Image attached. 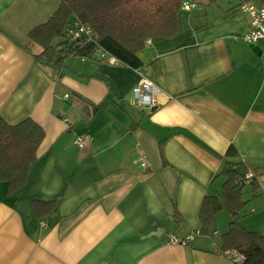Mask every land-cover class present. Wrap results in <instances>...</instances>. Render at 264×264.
<instances>
[{"label":"crops","instance_id":"1","mask_svg":"<svg viewBox=\"0 0 264 264\" xmlns=\"http://www.w3.org/2000/svg\"><path fill=\"white\" fill-rule=\"evenodd\" d=\"M51 1L0 0V116L45 131L26 185L9 195L0 183V264H233L225 233L170 238L198 230L207 195L222 199L231 149L258 183L240 224L264 235L263 46L243 40L240 1L183 0L196 7L180 11L176 36L146 43L140 69L65 60L87 83L41 69L26 48ZM142 80L160 90L154 112L132 104ZM35 202L56 206L38 218Z\"/></svg>","mask_w":264,"mask_h":264},{"label":"trees","instance_id":"2","mask_svg":"<svg viewBox=\"0 0 264 264\" xmlns=\"http://www.w3.org/2000/svg\"><path fill=\"white\" fill-rule=\"evenodd\" d=\"M59 6L49 19L28 34L27 50L41 69H54L60 74L67 69L69 57L93 59L98 47L125 66L140 69L144 62L140 52L153 39H169L180 32L179 13L183 0H59ZM215 4L218 0H207ZM240 7L254 0H239ZM263 2V0H260ZM74 23L91 28L94 42H71L68 32ZM42 51L35 53L32 47ZM45 131L32 119L10 125L0 116V183H7L8 194L19 191L28 180L29 169L37 160ZM228 160L218 175L224 178L222 199L207 195L199 214L200 235L213 234L217 215L226 209L231 215L230 229L222 236V252L237 251L243 255L241 264H264V235L244 229L240 222L246 201L243 192L247 167L234 161L237 153L231 149ZM256 175L249 184L258 186ZM56 202L33 204L40 218L51 213ZM177 216V213H176ZM235 264V263H233Z\"/></svg>","mask_w":264,"mask_h":264},{"label":"built area","instance_id":"3","mask_svg":"<svg viewBox=\"0 0 264 264\" xmlns=\"http://www.w3.org/2000/svg\"><path fill=\"white\" fill-rule=\"evenodd\" d=\"M196 7L195 3H190L188 1H184L181 6V10L191 11ZM240 9L244 12V14L249 18L250 21V29L243 36V40L252 47H262V58L263 63L262 67L264 70V4L256 5L253 3L245 4L240 7ZM68 39L71 42H94L97 43V38L93 37L92 30L89 26L74 23L72 28L68 32ZM95 56L100 60H104L106 58H111L112 62L115 64H119L120 62L110 56L105 50L98 47ZM160 90L157 86L152 84L151 82L142 80L140 81L133 89V98L132 104L134 106L140 108H152L158 104V94ZM69 97V96H66ZM88 139L84 137H76L75 144L83 149L88 144ZM255 174L252 171H248L244 177V183L249 185L253 182ZM198 232L195 231L184 239H180L172 236L170 238V243L173 245H185L190 241H193L195 235ZM199 234V233H198ZM231 261L235 264H241L244 261V257L239 252L233 250L227 253H224Z\"/></svg>","mask_w":264,"mask_h":264},{"label":"rangeland","instance_id":"4","mask_svg":"<svg viewBox=\"0 0 264 264\" xmlns=\"http://www.w3.org/2000/svg\"><path fill=\"white\" fill-rule=\"evenodd\" d=\"M58 1L59 0H52L51 3L53 5H57ZM227 1H233V0H224V2H227ZM190 3H192V2H190ZM72 62L76 63L78 65L84 64V63H82L81 58H79V57H69L67 59L66 63H72ZM251 192H252L251 187L249 185H246L244 192H243L244 199H246V198L248 199L249 197H251V195H252ZM248 211H249V209H247V211H244V212H248ZM230 221H231V215L229 214V212L226 209H224L223 211H221L217 215L215 225L213 227L214 230L212 233H214V231L217 230L220 233L217 237L220 238L223 233H226V231H228V229L230 227L229 226Z\"/></svg>","mask_w":264,"mask_h":264},{"label":"water","instance_id":"5","mask_svg":"<svg viewBox=\"0 0 264 264\" xmlns=\"http://www.w3.org/2000/svg\"><path fill=\"white\" fill-rule=\"evenodd\" d=\"M62 74L65 75V76H67V77H69V78H71V79H73V80H75L76 82H80V83H87V82H88L87 79L84 80V79L81 78L80 76L76 75L75 73H73V72H71V71H69V70H67V69H63V70H62ZM156 109H157V108H156L155 106L152 107V108H151V112H154Z\"/></svg>","mask_w":264,"mask_h":264}]
</instances>
